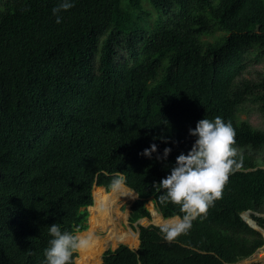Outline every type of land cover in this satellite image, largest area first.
<instances>
[{"label": "trees", "instance_id": "trees-1", "mask_svg": "<svg viewBox=\"0 0 264 264\" xmlns=\"http://www.w3.org/2000/svg\"><path fill=\"white\" fill-rule=\"evenodd\" d=\"M60 2L0 0V264H46L48 227L86 230L93 188L117 172L137 195L131 226L150 218L149 201L182 216L153 184L190 151L189 129L217 116L241 163L221 198L187 234L168 242L139 226L137 250L107 249L101 264H241L264 247L241 217L264 231V130L238 116L250 101L264 117V76L245 78L264 62V0H147L161 14L153 25L139 0H72L58 24ZM216 32L226 38L208 43Z\"/></svg>", "mask_w": 264, "mask_h": 264}, {"label": "clouds", "instance_id": "clouds-1", "mask_svg": "<svg viewBox=\"0 0 264 264\" xmlns=\"http://www.w3.org/2000/svg\"><path fill=\"white\" fill-rule=\"evenodd\" d=\"M72 7V0H61L58 6L52 9L56 23L62 22L59 14ZM164 122L167 125V121ZM189 135L195 137L190 151L187 155L181 153L176 158L170 174L159 184H153L157 192H160L157 197L160 205H179L180 212L183 213L182 216L164 218L158 212H153L157 217V227L168 242L187 234L192 222L199 216L206 215L214 201L221 198L230 174L241 167V163L236 160L237 149L233 147L235 131L230 122L226 123L219 116L211 121L204 118L197 122L194 130L189 129ZM156 151L157 146L153 143L141 155L150 158ZM170 152V148H165L163 158L166 159ZM125 186L126 177L117 172L110 184L112 192H119ZM48 232L52 239L44 252L46 264H71L74 253L89 249L96 242L93 234L75 235L62 231L59 224L48 227ZM137 264H140L139 255Z\"/></svg>", "mask_w": 264, "mask_h": 264}, {"label": "rangeland", "instance_id": "rangeland-1", "mask_svg": "<svg viewBox=\"0 0 264 264\" xmlns=\"http://www.w3.org/2000/svg\"><path fill=\"white\" fill-rule=\"evenodd\" d=\"M140 5L142 7V10L146 14L145 18L148 21L149 24L153 25L154 23L158 22L161 20V14L154 11L151 6L148 4L147 0H139ZM252 28L255 32H257L260 28V22L258 20H253L252 21ZM226 35L223 32H216L212 36L205 37V40L208 43H214L217 42L218 40L225 39ZM121 54L123 52L121 51ZM264 76V62L258 65H253L252 67L249 68L248 72L245 74L246 79L250 80H257L261 77ZM240 120L247 121L251 126H253L256 129L259 130H264V117L263 115L259 112L258 105L254 104L253 102H246L243 106L241 111L238 114ZM258 158L264 157V148L259 150L256 153ZM96 187V186H95ZM129 190L127 187L122 189L117 195H122L123 197L116 198L114 202L110 204L108 207V210L110 212V220L116 225V228L118 230H122V233H135L137 235L138 232V227L140 225H155L157 226V223L154 221L151 210H155L154 205L152 202L147 203V208L150 213V218L149 219H143L135 223L133 226H131L128 222V215L130 211V205L132 202L136 199V195L132 193V191ZM106 193H111L112 190L111 188L107 189L105 191ZM89 212V210H88ZM157 212V211H156ZM247 218H249V213L244 214ZM90 216V213H89ZM250 219V218H249ZM97 228V229H96ZM91 234H93L100 243H104L107 240H105V237L107 235V231L103 230L100 227H96ZM100 229V230H99ZM89 230V217L87 221V228L83 232L77 233L76 235H80L82 233L88 232ZM104 240V241H103ZM102 241V242H101ZM138 237H137V242L136 244H124V243H116L113 244L112 242H107L106 244L103 245L102 252L100 254V262H101V256L102 254L107 250L111 249L114 250L116 249L119 245H127L130 249L135 250L138 247ZM264 258V247L259 249L255 254H253L250 258L242 261V264H264V261L262 260ZM76 259V258H75ZM74 259V262H75ZM261 259V260H259ZM76 264V262H75Z\"/></svg>", "mask_w": 264, "mask_h": 264}, {"label": "bare ground", "instance_id": "bare-ground-1", "mask_svg": "<svg viewBox=\"0 0 264 264\" xmlns=\"http://www.w3.org/2000/svg\"><path fill=\"white\" fill-rule=\"evenodd\" d=\"M119 192L106 193L102 187L93 188L92 190L93 205L88 208L90 213L89 230L88 232L82 234H89V233L91 234V232L96 227H100L103 230L107 231V235L105 237V240L107 241L104 243H100L98 240H96L93 247L77 252V256L75 259L76 264H101L99 257L102 252L103 245L106 244L107 242H112L113 244L116 243L136 244L137 235L135 233L132 232L122 233V230H118L116 228V225L110 220H108L110 219L109 218L110 212L108 210V207L112 202H114L116 198L123 197L122 195H117V193ZM153 212L154 210H151L152 217L154 221L157 223V217L153 215Z\"/></svg>", "mask_w": 264, "mask_h": 264}, {"label": "water", "instance_id": "water-1", "mask_svg": "<svg viewBox=\"0 0 264 264\" xmlns=\"http://www.w3.org/2000/svg\"><path fill=\"white\" fill-rule=\"evenodd\" d=\"M134 193V192H133ZM135 194V193H134ZM136 195V194H135ZM136 198H137V195H136ZM88 210V209H87ZM246 213H248V212H246ZM245 214V213H244ZM244 214H242L241 215V217H242V219L251 227V228H253V229H255V230H259V231H261L263 234H264V231H262L261 229H259L258 228V226L255 224V222L254 221H252L251 219H249V218H247ZM140 220H143V219H140ZM140 220H138V221H140ZM137 221V222H138ZM140 226H142V227H148L149 225H145V226H143V225H140ZM138 235H139V233L137 232V237H138ZM138 248V247H137ZM137 248L135 249V250H137ZM133 250V249H132Z\"/></svg>", "mask_w": 264, "mask_h": 264}, {"label": "crops", "instance_id": "crops-1", "mask_svg": "<svg viewBox=\"0 0 264 264\" xmlns=\"http://www.w3.org/2000/svg\"><path fill=\"white\" fill-rule=\"evenodd\" d=\"M261 232V231H260ZM262 233V232H261ZM263 237H264V234L262 233ZM264 261V258L262 259ZM242 264V263H241Z\"/></svg>", "mask_w": 264, "mask_h": 264}]
</instances>
